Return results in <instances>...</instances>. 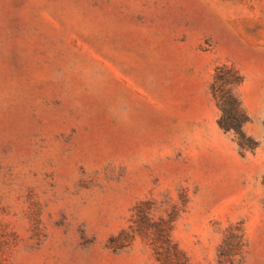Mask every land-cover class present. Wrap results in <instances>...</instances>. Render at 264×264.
I'll return each mask as SVG.
<instances>
[{
  "label": "rangeland",
  "instance_id": "374dc122",
  "mask_svg": "<svg viewBox=\"0 0 264 264\" xmlns=\"http://www.w3.org/2000/svg\"><path fill=\"white\" fill-rule=\"evenodd\" d=\"M0 264H264V0H0Z\"/></svg>",
  "mask_w": 264,
  "mask_h": 264
},
{
  "label": "trees",
  "instance_id": "16d2710c",
  "mask_svg": "<svg viewBox=\"0 0 264 264\" xmlns=\"http://www.w3.org/2000/svg\"><path fill=\"white\" fill-rule=\"evenodd\" d=\"M243 82V76L233 65L221 64L215 68L211 92L221 114L218 118L219 126L225 132H233L241 150L254 147L252 139L244 131V125L249 116L237 92Z\"/></svg>",
  "mask_w": 264,
  "mask_h": 264
}]
</instances>
